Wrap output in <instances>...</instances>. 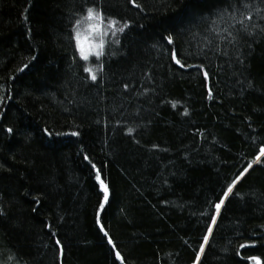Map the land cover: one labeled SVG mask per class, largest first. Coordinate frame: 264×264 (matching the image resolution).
Here are the masks:
<instances>
[{
    "label": "trees",
    "instance_id": "16d2710c",
    "mask_svg": "<svg viewBox=\"0 0 264 264\" xmlns=\"http://www.w3.org/2000/svg\"><path fill=\"white\" fill-rule=\"evenodd\" d=\"M136 4L0 0V264H121L117 250L125 264H193L212 202L250 163L198 264H264V157L255 161L264 141V0ZM88 6L128 24L113 36L106 23L92 33L82 19V37L105 41L99 60L75 48L73 25ZM234 11L237 21L251 14V35L236 23L228 45L220 29ZM172 49L190 67L175 64ZM93 164L110 187L99 215L115 249L96 222Z\"/></svg>",
    "mask_w": 264,
    "mask_h": 264
},
{
    "label": "snow or ice",
    "instance_id": "6c2138e0",
    "mask_svg": "<svg viewBox=\"0 0 264 264\" xmlns=\"http://www.w3.org/2000/svg\"><path fill=\"white\" fill-rule=\"evenodd\" d=\"M130 2L133 5L140 7V5L136 4V0H130ZM241 2H243V0H241ZM230 7H233L236 9V11H239V5H237L235 3L233 5H230ZM243 7L247 8L248 4L243 3ZM257 11H259V10L257 9ZM84 12L86 13V15L82 16L81 18L76 19L75 23L73 25V32H74L73 38L75 40V48L78 51L79 57L81 59L88 61L89 56L94 55L97 58V60H99L101 57H103L105 55V41L103 39H101L99 43H94V42L90 41L87 36L82 37L81 33L79 31V25L81 24L82 19H86L87 21L90 22L88 24V28L90 29V31L92 33L101 32L102 26L105 25V23H106L107 28L110 30L111 35H113V36H115L117 33H123L128 28V24L124 23L123 26L118 27V25L121 23V21L118 18L106 16L102 9L97 10V8L95 6L86 7V9H84ZM230 15H231V18L233 20V24L229 25L225 28L220 29V31L227 32V35L220 37V39L226 41V44H228V45L234 44V42L237 39V36L230 30V28L234 27V25L236 23H239L241 26L238 31H244V32H247L249 35H251V31L249 30L248 25H246L244 22L245 19L249 20V21L252 19L251 14H248L246 17H243L239 21H237L235 19V16H236L235 11L230 13ZM241 15L243 16L242 13H241ZM223 16H224V13L222 12L220 14V17H219V19L221 21L223 20ZM253 27H259V25H254ZM262 31H264V29H262ZM166 39H167L169 44L173 43V37L171 35L167 36ZM116 43H119V40H117ZM224 55H228V53L225 51ZM171 59L175 62V64L179 65L180 67H190V65H187L186 63L182 62L181 59L177 58V52L175 49L171 50ZM25 67H27V65H25ZM196 67L204 68V65L201 64V65H198ZM103 68H104V64L101 62L99 64V70L102 71ZM83 70H84V72L89 74L88 78L91 81H97L98 72L96 70H94L93 67H85ZM203 75L205 78H207L209 76L208 71L204 70ZM128 87H129L128 84H124L125 89H127ZM145 91H148V90L145 89ZM209 96H211V89H209ZM3 98H4L3 96H0V100H3ZM177 103H178L177 101H173L172 106L176 107ZM187 112H188V109L185 108L184 113L187 114ZM118 123H119V121H118ZM6 131L8 133H12L13 129L11 127H9L6 129ZM44 131L46 133H48L49 135H51V133L49 132V130L47 128H45ZM133 131H134V129L132 127L127 128V132L129 134H131ZM73 135H79V133L74 132ZM153 147H157V145H153ZM262 157H264V141L261 142L259 154L256 155L255 161H260ZM84 158L86 160L90 159V157H88L87 155ZM252 166L253 165L251 163L248 164V166L246 168H244L243 171H241L239 173V175H236L231 180V182L227 184V188L223 192V197L219 198L218 202H212L214 210H215V215H212L210 217L211 225H215L217 223V216L221 212L222 205H224V203H225V198L229 197V195L233 193L234 187L238 184V182L241 180V178L249 171V169L252 168ZM0 168H4V165L0 164ZM93 168H96V165L93 164ZM95 179L98 181L100 189L102 190V200L99 202V210H98V213L96 216V222L99 225L101 232H103L104 236L108 238V243L110 245H112L113 249H115L116 245L114 244L113 239L110 236L109 232L106 230L105 225L101 222V217L99 215V211H102L105 208V205L109 202L110 187H109V184L106 183L105 180L102 178V172H101V169H99V168H96ZM236 194L239 195V193H236ZM3 212H4V209L2 206H0V214H3ZM211 225L208 226V228H207V234H205L203 236V243L200 244L199 251L195 254V260L193 261V264H198V262L200 261V258H201V254L204 252L205 244H207L209 242V236L213 233V228ZM48 227L51 228L52 225L49 224ZM52 235L55 236L56 234L53 233ZM55 243H56V245L60 246L59 252L62 255L64 249L62 247L61 240L56 239ZM240 247L244 248L245 245L241 244ZM115 257L117 260H119L121 262V264H125V259L122 256L120 251H118V250L115 251ZM249 259L256 261V264H260V261L257 257H249Z\"/></svg>",
    "mask_w": 264,
    "mask_h": 264
}]
</instances>
